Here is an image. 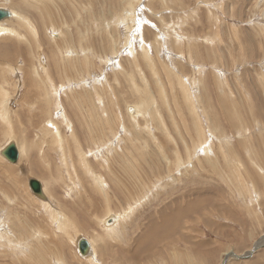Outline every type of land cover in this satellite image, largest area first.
Returning a JSON list of instances; mask_svg holds the SVG:
<instances>
[{"label": "rangeland", "instance_id": "rangeland-1", "mask_svg": "<svg viewBox=\"0 0 264 264\" xmlns=\"http://www.w3.org/2000/svg\"><path fill=\"white\" fill-rule=\"evenodd\" d=\"M0 9L34 30L2 21L21 36L0 37V152L14 142L24 154L0 155V264H264V0ZM146 97L155 108L136 123L129 110ZM81 237L95 241L92 262Z\"/></svg>", "mask_w": 264, "mask_h": 264}, {"label": "bare ground", "instance_id": "bare-ground-1", "mask_svg": "<svg viewBox=\"0 0 264 264\" xmlns=\"http://www.w3.org/2000/svg\"><path fill=\"white\" fill-rule=\"evenodd\" d=\"M165 1V0H164ZM162 2V1H161ZM138 3V2H137ZM129 4H131V3H129ZM201 4V3H200ZM44 5V4H43ZM56 6V5H55ZM131 6V5H130ZM131 11V10H130ZM130 11H128V12H130ZM134 11H136V10H134ZM12 12V17L11 18H18L19 17V21L22 23V24H20V27L21 28H27L28 30L30 29V30H32L33 32H34V30H33V28H32V26H31V24H30V22L27 20V19H25L23 16H18L17 15V13H15L14 12V10H12L11 11ZM46 13V12H45ZM129 14V13H128ZM130 15V14H129ZM133 16H134V14H133ZM130 17V16H129ZM128 17V18H129ZM128 18H126V19H128ZM133 18V17H132ZM145 18V17H144ZM45 19V18H44ZM131 20H133V19H131ZM135 21H136V19H134ZM145 20V19H144ZM9 22V20H6V21H4V22H0V37H2L3 35H5V34H9V35H13V36H15V37H19V36H21V34H20V32H18L17 30H15L14 28H11V27H9L8 26V24L10 25L11 23H5V22ZM16 22V21H15ZM132 22V21H131ZM19 23V22H18ZM137 23H138V21H137ZM142 23V22H141ZM140 23V24H141ZM132 24V23H131ZM134 25V24H133ZM17 26V25H16ZM19 26V25H18ZM17 26V27H18ZM58 27V26H57ZM124 27V26H123ZM52 29V28H51ZM129 29V28H128ZM24 30V29H23ZM49 30V29H48ZM130 30V29H129ZM138 31V30H137ZM163 31V30H162ZM127 32V31H126ZM139 33V32H138ZM137 33V34H138ZM55 34V33H54ZM24 35V34H23ZM58 35V34H57ZM56 34H55V36H57ZM114 35V34H113ZM128 35V34H127ZM138 36V35H137ZM140 36V35H139ZM23 37V36H22ZM30 37V36H29ZM60 37V36H59ZM132 37V36H131ZM126 38H127V36H126ZM131 39V38H130ZM128 40V39H127ZM129 41V40H128ZM145 43V42H144ZM157 43V42H156ZM142 45H144V44H142ZM148 47V46H147ZM142 49H143V61H145V62H147L148 63V65L150 64V68L152 69L153 68V72L155 73V70H154V68H155V65L156 64H153V60L151 59V56L149 55L150 53L148 52V50H147V48L146 47H142ZM86 53V52H85ZM114 53V52H113ZM166 53V52H165ZM73 54V53H72ZM100 54V53H99ZM118 55V54H117ZM7 56V55H6ZM115 57V56H114ZM7 58V57H6ZM118 58V57H117ZM59 59V58H58ZM187 60V59H186ZM47 61V60H46ZM112 61V60H111ZM65 62V61H64ZM87 62V61H86ZM113 62V61H112ZM144 62V63H145ZM46 63V62H45ZM107 63V62H106ZM8 64V63H7ZM42 64V63H41ZM170 64V63H169ZM56 65V64H55ZM54 65V66H55ZM61 65V64H60ZM88 65V64H87ZM134 65V64H133ZM12 66V65H11ZM18 66V65H17ZM75 66V65H74ZM118 66V65H117ZM66 67V66H65ZM88 68V67H87ZM90 68V67H89ZM47 69V68H46ZM68 69V68H67ZM70 69H71V66H70ZM138 69V68H137ZM156 69V68H155ZM65 70H66V68H65ZM64 73H65V71H63ZM67 75V74H66ZM102 75V74H101ZM155 76L157 75V71H156V73L154 74ZM173 75V74H172ZM172 75H170V76H172ZM82 76V75H81ZM99 77H101V76H99ZM102 78H103V76H102ZM102 78H100V79H102ZM175 78V77H174ZM100 83V82H99ZM101 84V83H100ZM68 85V84H67ZM48 87V86H47ZM161 87V86H160ZM95 89V88H94ZM0 90H2V88L0 87ZM140 91V90H139ZM96 92V91H95ZM89 93V92H88ZM99 95V94H98ZM159 95V94H158ZM162 95H163V93H162ZM151 96V95H150ZM163 97H164V95H163ZM108 100V99H107ZM3 101H4V99H3ZM3 101H1V102H3ZM111 101V100H110ZM153 101H154V99H153ZM152 101V102H153ZM139 103L136 105V106H134L133 108H131V110H129V112L131 113V114H133V115H131V117L129 118V119H131L132 121H134V122H136L137 123V121H138V118L141 116V114L143 113V110L145 111V110H147V108H149L151 111H153V109L155 108L154 106L155 105H152V103H151V101L149 100V99H147V97H146V99H144V98H142L141 99V101H138ZM46 103H47V101H46ZM82 105V104H81ZM2 106V105H1ZM0 106V107H1ZM2 108H3V106H2ZM127 108V107H126ZM157 109V108H156ZM4 110V109H3ZM155 111L156 110H154V114H155ZM89 113V112H88ZM146 114V113H145ZM159 114V113H158ZM6 115H7V111H5V112H3V114H1V116L3 117L2 119H3V121H5V123H7L8 124V128H9V126H10V130H12L13 129V127H12V123H11V120H10V118H8L7 119V117H6ZM120 116V115H119ZM74 117V116H73ZM87 117H90V116H87ZM231 117V116H230ZM160 118V117H159ZM235 119V118H234ZM240 119V118H239ZM139 120H140V118H139ZM142 120V119H141ZM91 122H93V121H91ZM244 123V122H243ZM49 125H50V123H49ZM106 125V124H105ZM147 125V124H146ZM70 126V125H69ZM92 126V125H91ZM100 127V126H99ZM104 127V126H103ZM146 127H148V126H146ZM141 128V127H140ZM142 129V128H141ZM60 130V129H59ZM92 130V129H91ZM90 130V131H91ZM95 130V129H94ZM143 130V129H142ZM137 131V130H136ZM140 131V130H139ZM50 132V131H49ZM95 132V131H94ZM143 132V131H142ZM52 133V132H51ZM50 133V134H51ZM144 133V132H143ZM54 134H55V137H57V139L60 141V146L63 144V138H62V134H60V132L58 131V130H55L54 131ZM54 134H51V135H54ZM48 135V134H47ZM194 135V134H193ZM97 136V135H96ZM138 137H139V135H138ZM37 138V137H36ZM139 140V139H138ZM203 142V141H202ZM10 143V142H9ZM8 143V144H9ZM18 143H19V141H18ZM17 143V144H18ZM8 144L6 145V146H8ZM20 146H25V145H20ZM33 147V146H32ZM97 148V147H96ZM5 148H3L2 150H1V152H0V155L2 154V151L4 150ZM17 150H18V153H19V161H20V158H21V156H23V154H24V150H23V148L22 147H19V146H17ZM80 152V151H79ZM90 152V151H89ZM208 152V151H207ZM27 154V153H26ZM68 156V155H67ZM62 157V156H61ZM63 158V157H62ZM80 158H83V155L80 153ZM65 161H66V159H65ZM72 161V160H71ZM63 164H64V161H63ZM65 165V164H64ZM70 165H72V167H73V164L71 163ZM88 165V164H87ZM76 167V166H75ZM88 168V172H90V169H91V167H90V165L89 166H87ZM88 172H87V174H88ZM98 172V171H97ZM69 175V174H68ZM90 176H92V175H90ZM94 179V183L95 184H97V189L96 190H98V188H100V190L104 193L103 194V196L107 193L106 192V190L108 189H106V187L104 186V183H105V181H104V183H103V181L102 180H100L99 178H97V177H94L93 178ZM104 179V178H103ZM105 180V179H104ZM96 181V182H95ZM105 185H106V183H105ZM29 186V185H28ZM95 186V185H94ZM30 188V187H29ZM96 188V187H95ZM70 189V191H72L73 190V188L72 187H70L69 188ZM31 190V189H30ZM45 191V188H43V186H42V194H40V195H35L36 197H38L39 199H40V202L43 204V205H45V207L48 209V211H49V214L51 215V218H52V220L53 221H56L57 223H58V225H59V229H66V227L68 226L67 225V223L68 224H71L69 221H67L66 220V218H67V215L66 214H61L60 213V210H54L55 208L54 207H52V205H51V202H50V200L48 201V196H46L48 193H45L44 192ZM32 192V191H31ZM46 194V195H45ZM106 196V195H105ZM109 197V196H108ZM106 198V197H105ZM104 198V199H105ZM110 199V198H109ZM106 200H107V198H106ZM108 202V201H107ZM108 207V206H107ZM132 208V207H131ZM112 210V209H111ZM132 211V210H131ZM132 213H134V212H132ZM125 215V214H124ZM130 215H131V213H130ZM70 216V215H69ZM119 218V217H118ZM129 218V217H128ZM103 220V219H102ZM125 220V219H124ZM66 221V222H65ZM120 221V220H119ZM122 221V220H121ZM126 221V220H125ZM119 223V222H118ZM2 225V224H1ZM0 225V226H1ZM105 225L106 226H108V228L109 229H107V230H109L110 232L111 231H113V229H114V227L116 228L117 227V219H116V217H113V218H111L110 220H107V221H105ZM102 226V225H101ZM68 228V227H67ZM118 229V228H117ZM76 230H77V228H76ZM70 231V230H69ZM117 232H118V230H116ZM67 232V231H66ZM39 234V233H38ZM111 234V233H110ZM117 234V233H116ZM114 235H115V233H114ZM118 236H120V234L118 233L117 234ZM121 235H123V234H121ZM106 236V235H105ZM121 237V236H120ZM116 238V237H115ZM118 238V237H117ZM106 238H104V240H105ZM120 239V238H119ZM107 240V239H106ZM81 241H84V242H86V243H89L88 245H89V247H90V249H89V253L88 254H86V257L87 258H89V260L92 262V261H94V259L96 258L95 256H96V254H97V251H96V248H95V241L92 239H85V237H81V238H79V240H75V245H76V247H77V249H79L80 248V243H81ZM103 245V244H102ZM100 247H101V245H100ZM105 251V250H104Z\"/></svg>", "mask_w": 264, "mask_h": 264}, {"label": "water", "instance_id": "water-1", "mask_svg": "<svg viewBox=\"0 0 264 264\" xmlns=\"http://www.w3.org/2000/svg\"><path fill=\"white\" fill-rule=\"evenodd\" d=\"M12 15L13 14L10 10L0 9V22L11 18ZM1 155L11 164H17L19 161L17 145L14 142L8 144V146L2 151ZM29 187L34 195L42 194V184L38 180L31 179L29 181ZM88 244L89 243L81 241L80 248L78 249V252H80L81 255L86 256V254L89 253L90 247Z\"/></svg>", "mask_w": 264, "mask_h": 264}]
</instances>
